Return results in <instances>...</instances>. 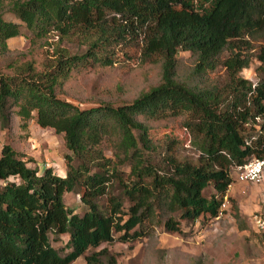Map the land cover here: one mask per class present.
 I'll return each mask as SVG.
<instances>
[{
	"label": "trees",
	"instance_id": "obj_1",
	"mask_svg": "<svg viewBox=\"0 0 264 264\" xmlns=\"http://www.w3.org/2000/svg\"><path fill=\"white\" fill-rule=\"evenodd\" d=\"M6 11L20 22L4 19ZM23 27L29 46L11 50L8 39ZM254 42L260 63L252 82L239 74ZM180 50L195 57L198 74L224 67L228 87L177 79ZM145 64L160 66L159 83L130 101L81 108L60 96L76 73ZM184 114L197 159L169 151L162 160L145 158L139 142L157 151L147 122ZM14 116L26 135L31 119L62 134L68 153L61 176L29 166L23 152L2 145L0 264H72L89 248L138 239L153 225L180 232L177 218L216 217L230 168L264 158V0H0V127L9 130ZM111 138L116 161L104 151ZM125 162L126 177L118 168ZM209 185L215 193L207 198ZM76 189L82 214L63 201ZM233 217L248 227L236 206ZM50 233L68 236L65 254L50 244ZM100 253L85 259L98 264Z\"/></svg>",
	"mask_w": 264,
	"mask_h": 264
},
{
	"label": "rangeland",
	"instance_id": "obj_2",
	"mask_svg": "<svg viewBox=\"0 0 264 264\" xmlns=\"http://www.w3.org/2000/svg\"><path fill=\"white\" fill-rule=\"evenodd\" d=\"M4 19L20 22L12 13L6 11ZM21 35L8 39L11 50L25 51L29 46L30 32L24 27ZM253 54L249 66L243 68L240 76L255 82V69L259 65L255 57L258 51L254 42ZM177 79L189 86L214 85L223 91L228 87L230 76L224 67L217 65L207 74L195 71V57L189 52L180 50L177 54ZM161 78L160 66L145 64L143 67L127 71L119 65L95 67L76 73L64 86L60 96L81 108L93 106L98 102L119 104L130 101L159 83ZM187 114L177 118L159 121H148L149 136L155 142L156 152L146 149L141 142L138 147L145 158L162 160L169 151L180 160L195 161L199 150L189 128L186 126ZM28 135L18 127V118L14 116L11 128L4 130L0 127V149L9 143L15 149L23 152L28 165L36 166L40 171L49 166L57 175H64L66 165L64 156L68 150L64 146L62 134L56 133L50 127L39 126L34 119L28 122ZM138 136V130H134ZM113 139L105 142L104 151L107 157L116 161L113 152ZM124 176H129L128 162L118 165ZM231 183L226 190V206L220 217L207 214L197 220L177 218L181 231H167L162 224L153 225L149 233L138 239L121 242H103L96 248H89L72 264L88 263L85 256L100 251L98 264H264V232L256 230L252 224V216L264 203V176L258 182L239 181L236 173L230 168ZM116 184H114V191ZM209 198L215 193L212 185L204 190ZM65 206L79 214L85 210L80 201L78 189L65 192ZM124 210L128 201L123 199ZM234 206L238 208L241 217L248 227H239L233 217ZM118 234L115 233V236ZM50 244L60 254L68 251L66 242L68 236L49 234ZM97 264V263H94Z\"/></svg>",
	"mask_w": 264,
	"mask_h": 264
},
{
	"label": "built area",
	"instance_id": "obj_3",
	"mask_svg": "<svg viewBox=\"0 0 264 264\" xmlns=\"http://www.w3.org/2000/svg\"><path fill=\"white\" fill-rule=\"evenodd\" d=\"M232 169L236 173V179L239 181L258 182L264 176V158H253L249 162L241 165H234ZM230 184L228 185V187ZM226 206V195L217 212V218L222 215ZM252 224L258 231L264 232V203L252 216Z\"/></svg>",
	"mask_w": 264,
	"mask_h": 264
},
{
	"label": "crops",
	"instance_id": "obj_4",
	"mask_svg": "<svg viewBox=\"0 0 264 264\" xmlns=\"http://www.w3.org/2000/svg\"><path fill=\"white\" fill-rule=\"evenodd\" d=\"M61 176H63V175H61Z\"/></svg>",
	"mask_w": 264,
	"mask_h": 264
}]
</instances>
